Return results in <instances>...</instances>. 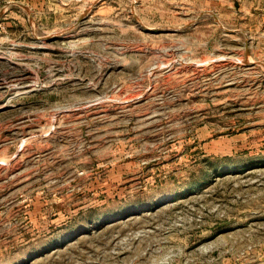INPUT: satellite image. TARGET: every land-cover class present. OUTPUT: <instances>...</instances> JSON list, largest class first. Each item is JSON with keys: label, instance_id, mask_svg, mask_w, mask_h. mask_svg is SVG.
Instances as JSON below:
<instances>
[{"label": "rangeland", "instance_id": "obj_1", "mask_svg": "<svg viewBox=\"0 0 264 264\" xmlns=\"http://www.w3.org/2000/svg\"><path fill=\"white\" fill-rule=\"evenodd\" d=\"M0 264H264V0H0Z\"/></svg>", "mask_w": 264, "mask_h": 264}]
</instances>
